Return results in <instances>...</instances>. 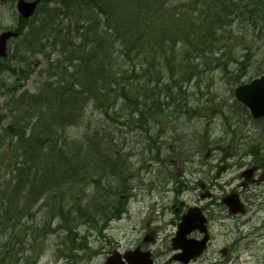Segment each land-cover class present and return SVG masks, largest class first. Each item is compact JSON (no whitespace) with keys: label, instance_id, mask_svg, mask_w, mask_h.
Listing matches in <instances>:
<instances>
[{"label":"rangeland","instance_id":"rangeland-1","mask_svg":"<svg viewBox=\"0 0 264 264\" xmlns=\"http://www.w3.org/2000/svg\"><path fill=\"white\" fill-rule=\"evenodd\" d=\"M54 6L61 8L54 1L48 7ZM235 18V30L229 27L233 38L231 44L233 45L234 40L237 43L236 46L233 45L234 55L230 58L226 53L219 52L208 53L204 58L199 57L196 76L188 82H183L182 88L174 94L176 104L170 107L176 108L174 112L169 111L166 106V117L153 118L142 127L135 123L128 125V121L137 120V116L133 119L127 117L128 109L123 107L122 102L112 110L111 119H106L105 115L95 108L94 103L90 102L84 109L85 113L82 114L78 125L68 128L69 135L78 142H81L80 139L86 134L93 135L91 133L99 132L103 140L109 142L112 139L113 142L122 144L124 149L117 147L120 153L125 156L129 154L124 158L127 166H125L126 173L122 177L131 176L126 179L134 186L153 184L152 192L149 185L130 191L134 194L129 205L131 212L130 215H124L122 220L112 219L113 215L110 213V205L118 201L113 192L111 194L114 198L107 201L109 205L106 207L107 211L104 218H100L101 209L94 208L93 202L86 197L83 198L85 202L81 207L82 191L79 186L72 188L68 179L59 182L58 193L46 194L44 199L31 204L27 213L15 208L24 205V202L17 201L22 198L21 195H18L14 202L10 200L14 193L13 187L18 182L17 178H31L35 168H29L20 161L10 164L8 160H15V148L8 144L9 137L4 136L1 139L0 264H102L106 259L107 250L117 247L119 243L117 241L127 244L128 238H124L125 232H130V229L135 227L139 228L143 221L148 220L146 216H149L154 209L160 207L155 216L162 217L160 220H164L163 223L171 232L173 230L169 225L171 217L179 218L193 203L208 206L210 214L213 215L210 226L216 238L210 246L211 253L217 247L227 245L229 241H236L235 252L231 255L233 264H253L254 258L251 254L255 253L260 264H264V209L254 214L253 221L244 223L248 216H238L235 220L227 213V208L222 203L226 193L242 190L239 186L242 177L239 174L244 170L245 165L257 155L259 158H264V120H254L249 112L242 110L235 102L233 92L237 85L251 81L264 69V26L260 22L261 25L255 27L252 22L241 21L243 20L241 17ZM61 20L65 25L69 24V20L63 14L60 16ZM19 24L24 25L17 13L16 0H6L5 3L0 0V31L5 27L16 28ZM23 39L24 36H20L19 39H12L9 42L10 58L5 62L4 68L7 71L0 72V135L1 130L11 121L8 103L12 96L8 89L13 80L16 82L15 88H19V91L23 89L38 91L46 81L57 79L55 75L50 76L51 61L56 64L65 56L58 50L51 52V58L47 57L49 53H35L25 42H22ZM79 41L80 37L75 35V42ZM51 42L52 39L47 40L48 51L51 50ZM25 51L27 53H23ZM13 52L16 55L12 58ZM20 52L26 58L25 61L18 62L15 59L19 58ZM246 52L251 55V60L245 65L243 61L247 60ZM12 66L17 69L14 72V79L9 81L6 77ZM20 68L26 71L25 76L19 79ZM69 70L71 71L70 67ZM56 75L59 76V71ZM185 100L188 102L187 106L184 105ZM146 128L148 134L152 136L151 143L144 140L147 136ZM159 145L163 148L159 147L161 154L157 161L155 149ZM181 150L184 152L180 153ZM191 153L195 155L188 160L187 157ZM163 161L171 162L169 173L164 169L168 164L165 165ZM205 162L208 165H203ZM172 172L187 189L183 191L182 196L171 190L158 191L159 185L160 189L166 186L164 185L166 178ZM180 172L183 174L182 177ZM258 176L260 178L261 173ZM199 181L206 183V189L202 188V183ZM114 182H116L115 178L108 184L115 187ZM22 185L23 182L20 181L18 186ZM167 185L173 187L174 183L170 182ZM252 189L256 191L264 189V182L259 185L256 183ZM204 190L212 193V198L208 196L202 198L201 194ZM19 191L22 192L21 189ZM86 193L95 196L97 198L95 202H105L104 195H108L105 191L98 193L93 185L86 190ZM120 193L117 192V195L120 196ZM181 201H183L182 205ZM259 201H264V194L256 197L254 206H257ZM13 204L15 207L12 206ZM71 205L80 206L81 210L90 207L92 209H88L87 215L82 214L81 218L78 216L71 221V211L68 210ZM176 207H180L181 210L176 212ZM60 212L69 218L68 223L64 222L61 216L56 218L57 213ZM91 215L97 218L94 224L90 221ZM50 222L52 228L49 230ZM60 222L63 225L66 223L70 227L73 226L74 232L79 234V238L74 239L75 242H70V237L64 233L66 226L57 229ZM236 222L240 230H243L241 233L235 225ZM252 226L259 228L256 230L259 233L256 234L257 237L252 235L239 237L243 236V232H250ZM84 243L87 244L86 247L80 249L79 247ZM90 244L92 246H89ZM240 251H242L240 261L234 260L235 255ZM208 262L213 264L215 261ZM226 263L227 261H222V264Z\"/></svg>","mask_w":264,"mask_h":264},{"label":"trees","instance_id":"trees-1","mask_svg":"<svg viewBox=\"0 0 264 264\" xmlns=\"http://www.w3.org/2000/svg\"><path fill=\"white\" fill-rule=\"evenodd\" d=\"M56 1L63 7L57 10L59 15L54 10L46 13L41 25L31 34L40 38L48 31L53 48L66 52V60L73 70L67 68L68 79L62 76L55 86L47 82L43 92L22 93L14 106L16 121L9 127L11 135L26 137L22 141L27 146L26 152L39 165L54 156L51 170L54 181L59 180V172L77 180L85 174L81 173L82 169L99 165L112 169L118 166L119 170L118 162L110 159L115 147L113 140H103L99 132L87 135L85 144L80 145L66 133L65 146L59 143L58 137L54 139L57 131L77 123L89 102L106 119L113 118L112 110L122 102L128 109L127 117L137 116L128 125L145 123L149 119L144 117L147 109L156 115L162 105L169 103L165 99L175 96L173 84L179 89L182 88L177 83L180 78L188 82L195 77L199 57L219 52L233 56L234 42L232 45L229 27H233L236 16L252 21L253 25L264 20V0ZM60 14L69 20L68 25L58 21ZM75 35L80 37L77 43ZM39 42L32 40L31 43L42 49L44 45ZM246 58L245 65L250 56L247 54ZM53 68L56 70L59 66ZM34 116L38 125L34 129L38 128L41 133L36 136L33 130L26 136V123ZM91 152L100 155L93 159ZM55 155L61 156L59 160ZM64 155L70 156L67 161ZM45 182L48 181L44 180L41 186ZM29 190L33 191V185ZM42 192L43 189L39 194Z\"/></svg>","mask_w":264,"mask_h":264},{"label":"flooded vegetation","instance_id":"flooded-vegetation-1","mask_svg":"<svg viewBox=\"0 0 264 264\" xmlns=\"http://www.w3.org/2000/svg\"><path fill=\"white\" fill-rule=\"evenodd\" d=\"M264 178V174L262 175ZM205 186V184H203ZM210 194V193H209ZM258 196L255 192L248 190L242 194V202L244 203V212L242 213L243 215H247L248 218L245 220L244 223H249L254 220V214L256 212L260 211V209H264V201H259L257 206L255 199ZM179 211V208L176 209ZM238 215H232L234 217H238ZM175 218L171 219V224L175 222ZM208 220H210L208 218ZM209 221H208V231H209V236L211 237L205 252L199 256L195 257V259H192L189 263L191 262H196L198 260H202L200 264H206L207 261H212V260H217L218 264H221L222 260L221 257L219 256L220 254L223 255V257L226 260H229L231 254L233 253L235 247L233 243H230L228 246H225L223 248H218L216 251H213L212 255L209 254L210 246L214 241V235L212 234L211 230L212 228L209 226ZM238 223L236 222L235 225ZM251 229H257L255 227H251ZM240 228H238V231ZM166 232L161 228V227H155V228H148V227H141L139 229L134 228L131 229V233H127L125 237L127 238L128 236L134 237L133 239H129L127 242H130V244L127 246V248L122 249V246L120 248L121 252H124L128 250L129 248L136 249L138 252L142 253V260L147 263L151 264H174L175 262L178 264H184L182 263L178 258L179 254L181 253V250L175 249L174 248V243H171V238L173 237V233H168L164 237L161 236L162 234H165ZM251 233H253L252 237H255L254 231H250L247 233V235L250 237ZM175 234V232H174ZM244 235L246 233H243ZM194 237L200 238L202 236V233L199 230H195L194 233L192 234ZM213 257V259H211ZM240 255H236L235 258L239 259ZM252 257L254 258L253 264H258L260 261L257 257V254H252ZM219 258V259H218ZM216 261V262H217ZM187 264V263H185ZM210 264V263H209ZM217 264V263H216Z\"/></svg>","mask_w":264,"mask_h":264},{"label":"water","instance_id":"water-1","mask_svg":"<svg viewBox=\"0 0 264 264\" xmlns=\"http://www.w3.org/2000/svg\"><path fill=\"white\" fill-rule=\"evenodd\" d=\"M19 9L21 13L25 16L29 17L35 10L37 6V1L35 2H25L24 0H19ZM11 35H16V33L12 31L4 32L1 34L0 38V55L6 54V43L8 38ZM238 98L243 102L246 103L253 113L254 117L264 116V76L261 78H256L252 83L243 84L235 89ZM226 201L233 207L234 210L238 208V203L234 201L231 197L226 198ZM198 217H193L192 213H188L185 215L184 220L181 227V233L184 234L185 232H190L193 230L194 226L200 224L204 220H196ZM181 240V239H180ZM206 240L201 241L198 245H191L190 243L186 244L185 242L182 244V247L187 250L196 251L199 253L201 249L204 247V243Z\"/></svg>","mask_w":264,"mask_h":264},{"label":"bare ground","instance_id":"bare-ground-1","mask_svg":"<svg viewBox=\"0 0 264 264\" xmlns=\"http://www.w3.org/2000/svg\"><path fill=\"white\" fill-rule=\"evenodd\" d=\"M46 111H44V113H45ZM47 113V112H46ZM49 113V112H48ZM47 113V114H48ZM46 114V115H47ZM144 117H146V118H149V119H153L154 118V116L152 115V113H151V111L150 110H148L147 109V112H146V114H145V116ZM36 126H38L37 124H29V130L30 131H33L34 130V127H36ZM53 127H56V126H53ZM54 139H57V135L54 137ZM91 157L93 158V159H97L98 157H99V155L100 154H98V153H94V152H91ZM74 156L75 155H73L72 157H71V160H73L74 159ZM70 157V156H69ZM69 157L68 156H66V155H64V160H68L69 159ZM122 174V173H121ZM123 175V174H122ZM103 176L104 177H107V176H109L108 174H103ZM52 178V177H51ZM54 183H55V181H54V178H52V183L50 184V185H54ZM28 195H30V196H26V197H28V198H31V200L32 201H36L37 200V198H39L41 195L40 194H38V193H35V192H33V191H28ZM10 200H12V202H14L15 200H17V198L16 197H10ZM18 204H19V202H17ZM22 206H18V209L19 208H21ZM21 212H23V213H26L24 210H21ZM68 229H71V227L69 226V225H67V224H64ZM61 228H63L62 227V225L61 226H58L57 227V229H61ZM72 232H73V236L75 237V239H78V233L77 232H74L73 230H72ZM31 254H33V253H31Z\"/></svg>","mask_w":264,"mask_h":264}]
</instances>
